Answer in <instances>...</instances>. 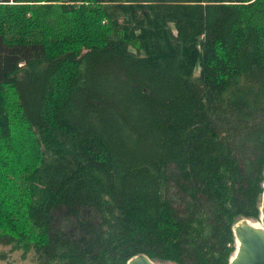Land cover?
Instances as JSON below:
<instances>
[{
    "label": "trees",
    "instance_id": "obj_1",
    "mask_svg": "<svg viewBox=\"0 0 264 264\" xmlns=\"http://www.w3.org/2000/svg\"><path fill=\"white\" fill-rule=\"evenodd\" d=\"M263 190L264 0H0V247L230 264Z\"/></svg>",
    "mask_w": 264,
    "mask_h": 264
},
{
    "label": "water",
    "instance_id": "obj_2",
    "mask_svg": "<svg viewBox=\"0 0 264 264\" xmlns=\"http://www.w3.org/2000/svg\"><path fill=\"white\" fill-rule=\"evenodd\" d=\"M147 94L149 90L145 91ZM260 221L264 226V190L262 194ZM236 250L230 264H264V228L251 220H242L234 228ZM127 264H160L151 261L146 255L132 257ZM167 264V263H163Z\"/></svg>",
    "mask_w": 264,
    "mask_h": 264
},
{
    "label": "rangeland",
    "instance_id": "obj_3",
    "mask_svg": "<svg viewBox=\"0 0 264 264\" xmlns=\"http://www.w3.org/2000/svg\"><path fill=\"white\" fill-rule=\"evenodd\" d=\"M259 227L264 228L260 220L253 221ZM4 255V257H2ZM20 251H10L9 247H0V264H34L31 254H29L25 259L21 258Z\"/></svg>",
    "mask_w": 264,
    "mask_h": 264
}]
</instances>
